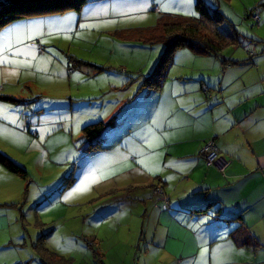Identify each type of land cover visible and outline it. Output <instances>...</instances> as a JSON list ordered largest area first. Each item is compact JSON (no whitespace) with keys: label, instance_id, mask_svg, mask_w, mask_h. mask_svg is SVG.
I'll use <instances>...</instances> for the list:
<instances>
[{"label":"rangeland","instance_id":"374dc122","mask_svg":"<svg viewBox=\"0 0 264 264\" xmlns=\"http://www.w3.org/2000/svg\"><path fill=\"white\" fill-rule=\"evenodd\" d=\"M198 1L218 8L227 23L222 33L229 31L233 43L216 56L177 49L156 92L146 86L147 76L164 46L149 41L148 29L162 14L197 16ZM18 22L0 31V94L12 99L0 100V150L26 177L0 166V264H171L161 247L162 227L161 242L151 243L152 203L145 208L131 194L127 204L104 193L129 187L122 173L132 165L121 150L125 144L139 165L167 176V189H153L166 204L163 191L181 162L163 164L161 137L151 126L213 108L237 83L264 87V0H83L77 9ZM133 29L142 32L125 38ZM10 36L18 47H5ZM111 118L115 125L105 129L103 149L82 153L81 128ZM216 129L211 125L206 134ZM193 147L169 156L186 159ZM70 148L76 163L57 162Z\"/></svg>","mask_w":264,"mask_h":264},{"label":"crops","instance_id":"0c3cea01","mask_svg":"<svg viewBox=\"0 0 264 264\" xmlns=\"http://www.w3.org/2000/svg\"><path fill=\"white\" fill-rule=\"evenodd\" d=\"M18 25L13 28L12 35L20 27ZM9 27L12 26L4 29H11ZM23 38L27 40L26 34ZM10 42L18 47L11 36L9 42H4L5 47ZM220 88L225 86L220 85ZM4 94L9 93L3 91L0 95L7 96ZM43 99L42 103H48L45 97ZM217 102L215 107L225 105L223 112H217L215 107L206 109L205 105L201 112L188 110L182 113L175 124L165 120L151 126V130L155 134L159 132L161 137L160 148L165 150L163 164L167 158L181 162L180 168L171 170L175 179L165 192L168 206L162 198L152 197L155 186L167 189L165 186L170 182L167 176L159 172L151 174L139 165L136 154L128 151L125 144L121 145V150L128 155L132 165L122 173L127 177L129 187L118 185L116 191L104 194L109 196L108 200L118 198L127 204L131 194L133 198L130 199L139 198L145 208L152 203L148 212L154 232L151 243L161 242L163 231L159 227H162L161 247L171 257V264H264V87L247 88L237 83L226 97L222 91ZM213 111L217 112L214 119ZM205 118L210 122L213 119V124L206 123ZM222 118L227 125L221 122ZM211 125L218 129L206 134V128ZM227 126L230 129H226ZM46 139L51 140V137L46 136ZM209 139L215 141L220 155L228 160L223 172L208 167L200 155L201 143ZM188 143H194V147L185 153L186 159L169 156L170 150ZM68 150L57 162L74 159L73 148ZM73 163H76L75 159ZM175 182L177 185H173ZM204 207L207 210L201 215L194 211ZM238 241H246L248 246Z\"/></svg>","mask_w":264,"mask_h":264},{"label":"trees","instance_id":"16d2710c","mask_svg":"<svg viewBox=\"0 0 264 264\" xmlns=\"http://www.w3.org/2000/svg\"><path fill=\"white\" fill-rule=\"evenodd\" d=\"M82 1L83 0H8L7 2L0 3V31L12 23L16 24L19 23L18 21L30 17H42L66 12L73 8L77 9ZM154 8L155 7H153L152 10ZM195 10L197 16L189 18L162 14L156 25L148 29L152 31V37L149 41H157L164 46V50L157 61L158 63H156L155 68L147 76L148 81L146 86H152L156 92H159V87L161 86L160 84H162L161 82L165 71L168 69V64L171 63L172 55L177 49L187 48L197 55L216 56L224 46L233 43L234 39H229L228 37L229 31H227L228 34L225 32L224 34L222 33V29L227 28V23L218 8H209L202 1H198L195 4ZM256 15L257 14L254 13V17ZM229 27L232 35H236V31L234 32L233 28L231 26ZM141 32L142 30H128L124 32V37L136 38ZM154 36L156 37L154 38ZM37 46L40 45L38 44ZM234 64L240 65L242 62L235 61L233 62V65ZM146 86L142 83V87ZM0 99L4 101L12 100L9 96L1 95ZM114 125V118L109 119L107 122L97 121L95 123L85 124L80 130V138L83 140V143L86 144L82 153L92 155L93 153L95 154L101 151L104 143L102 135L108 126ZM127 128H130V125ZM206 142H204V144ZM0 166L8 172L18 174L24 178L26 177V171L2 152H0ZM156 187L160 186L157 185L155 188ZM160 188L162 189L163 187L161 186ZM163 193L165 195L164 191ZM152 197L156 198L157 196L154 195ZM206 210L207 209L204 207L194 211L199 213L205 212ZM240 241H238V243L248 246L246 241H242L246 244Z\"/></svg>","mask_w":264,"mask_h":264},{"label":"built area","instance_id":"2783aa9c","mask_svg":"<svg viewBox=\"0 0 264 264\" xmlns=\"http://www.w3.org/2000/svg\"><path fill=\"white\" fill-rule=\"evenodd\" d=\"M39 52L42 48L37 46ZM201 154L207 166H214L219 172H223L228 166V161L219 154L212 141L207 142L201 150ZM167 204V203H166Z\"/></svg>","mask_w":264,"mask_h":264},{"label":"clouds","instance_id":"9594fccd","mask_svg":"<svg viewBox=\"0 0 264 264\" xmlns=\"http://www.w3.org/2000/svg\"><path fill=\"white\" fill-rule=\"evenodd\" d=\"M209 141H212L213 144L216 146L215 141H214L213 139H211V140H209ZM209 141H208V142H209ZM206 143H207V142H206ZM206 143H205V144H206ZM205 144H204V145H205ZM203 147H204V146H203ZM203 147H202V148H203ZM216 147H217V146H216ZM202 148H201V150H202ZM217 149H218V147H217ZM201 150H200V155H201V157H202V159H203V156H202V154H201ZM218 151H219V150H218ZM219 154H220V152H219ZM203 160H204V159H203ZM205 164H206V163H205ZM208 167H212V166H208ZM213 167H214V166H213ZM214 168H215V167H214ZM166 206H168V205L166 204Z\"/></svg>","mask_w":264,"mask_h":264}]
</instances>
